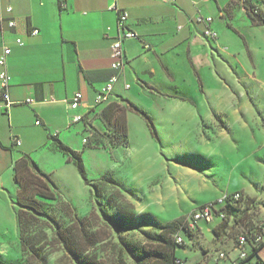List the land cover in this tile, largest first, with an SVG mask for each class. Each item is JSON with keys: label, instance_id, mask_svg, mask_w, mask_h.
Returning a JSON list of instances; mask_svg holds the SVG:
<instances>
[{"label": "rangeland", "instance_id": "obj_1", "mask_svg": "<svg viewBox=\"0 0 264 264\" xmlns=\"http://www.w3.org/2000/svg\"><path fill=\"white\" fill-rule=\"evenodd\" d=\"M233 23L222 33L224 43L210 69L183 76L184 89L191 78L199 89L177 93L197 101L200 122L155 93L148 96L146 112L154 114L156 131L146 119L133 117L130 144L107 134L99 148H85L87 127L75 126L79 135L69 144L81 149L86 177L73 164L59 168L51 176L56 200L46 202L40 215L30 212L26 243L20 233L18 246L11 244L12 235H0V261L89 264L96 256L104 264H147L142 247L166 223L189 218L227 193L255 198V222L264 223V26L241 15ZM204 233L194 244L185 236L187 247L177 248L178 259L203 264L206 247L215 264L226 247ZM70 248L81 253L79 261Z\"/></svg>", "mask_w": 264, "mask_h": 264}, {"label": "crops", "instance_id": "obj_2", "mask_svg": "<svg viewBox=\"0 0 264 264\" xmlns=\"http://www.w3.org/2000/svg\"><path fill=\"white\" fill-rule=\"evenodd\" d=\"M9 7L13 8L9 17L19 21V28L0 31V55L5 45L12 48L8 72L10 100L14 103L7 109L0 102V235H12L11 244L16 246L19 213L26 210L20 200L41 199L36 196L37 186L33 183L39 178L56 195L51 176L59 168L63 170L73 164L59 152L55 139L81 154L80 148L69 144L79 135L77 125L71 126L75 114H85L88 123L106 134L108 127L102 121V112L113 104L111 121L126 123L130 144L131 118H144L134 107L146 112L148 96L154 98L157 93L173 100L181 112L186 111L187 118H195L199 123L203 116L197 101L177 94L196 87L197 81L191 78V85L184 89L183 76L193 77L201 69H210L216 60L215 52L224 43L222 33H226V27L235 26L237 15L251 22L243 0H0V15L8 17ZM120 11L128 13V24L139 39L124 42L127 63L124 72L111 102L96 107V96L114 75L110 48L119 35ZM199 15L213 17L211 28L219 36L216 41L207 39L205 25L194 21ZM35 28L40 34L30 35ZM19 37L23 46L15 43ZM77 93L84 95V105L73 111L68 102ZM29 99L33 100L31 104L26 103ZM149 116L155 125L154 114ZM100 138L101 144L107 139ZM25 162L26 168L22 166ZM50 163L57 164V168H49ZM17 177L31 178L26 190ZM203 224L192 234V244L201 241L207 229L216 242L226 247L217 250L226 251L227 258L223 263L216 258L214 263L234 264L238 258L236 234L226 233L228 228L220 222ZM202 251L203 264H210V249L202 247ZM263 252L264 247L247 264H264Z\"/></svg>", "mask_w": 264, "mask_h": 264}, {"label": "built area", "instance_id": "obj_3", "mask_svg": "<svg viewBox=\"0 0 264 264\" xmlns=\"http://www.w3.org/2000/svg\"><path fill=\"white\" fill-rule=\"evenodd\" d=\"M212 1V0H204ZM250 4L255 9V13L264 16V0H248ZM244 2V0H243ZM13 8L9 7L6 10L8 17L0 15V31H3L5 28L8 29H17L19 28V21L9 16L12 15ZM129 15L127 12L120 11V17L118 21V30L119 35L117 39L112 43L110 48V56L113 60L112 69L114 75L106 84L101 92L98 93L95 99L96 107L111 102V97L114 93L115 86L118 83L124 69L126 67V56L124 50V42L127 40L139 39V35L133 31L128 24ZM194 21L197 24H204L205 31L204 35L211 39L217 40L218 33L211 28L212 23L214 22L213 17H204L199 15L194 18ZM40 30L35 28L31 31L30 35L38 36ZM15 43L18 46H23L24 41L22 38H17ZM12 54V48L8 45H5L3 51L0 55V102L5 104V107L9 109L14 103L10 100L9 87H10V75L8 72V59ZM129 88V86H127ZM32 99L27 100V104H31ZM69 108L73 111H79L84 105V95L82 93H77L69 102ZM84 123L87 127L86 131L89 132V135L83 139V143L87 147L99 148L101 144L100 137L107 136L110 134L106 130L105 133H98L96 128L86 121L85 114H75L72 118L71 126ZM38 125H41V122H37ZM94 137L98 138V142H93ZM97 143V144H96ZM17 144L21 145V141L17 140ZM251 197H248L242 192L227 193L218 203L206 204L200 207L198 210L194 211L189 218H185L184 222V231L190 234H194L199 231L201 223L214 224L216 222L226 221L228 216V210L233 208H238L240 210H245L248 207L249 200ZM218 206V207H217ZM182 233V232H181ZM181 233L175 235V240L179 245H185L186 239ZM253 248L264 247V223L255 224L251 231H242L238 232L236 235L235 249L238 253V258L235 264H240L249 259L252 254ZM261 248V249H262ZM227 258L226 252H221L218 255V260H224ZM177 264H184L182 260H178Z\"/></svg>", "mask_w": 264, "mask_h": 264}, {"label": "trees", "instance_id": "obj_4", "mask_svg": "<svg viewBox=\"0 0 264 264\" xmlns=\"http://www.w3.org/2000/svg\"><path fill=\"white\" fill-rule=\"evenodd\" d=\"M244 6L252 24L255 26H264V16L255 13V9L248 0H244ZM114 107L115 106L113 104H110L102 112V121L108 127L107 131L110 132L109 137L112 141L115 140V141H119L121 144L123 143L128 144L129 140H128V131H127L126 123L119 122L118 120L115 123H112L111 121L110 115H112L111 112L113 113ZM134 109L147 120L149 126L151 127V130L156 131L155 125L151 117L143 109H140L138 107H134ZM115 110H119V108ZM97 132L99 133V130H97ZM92 141L98 142V138L94 137ZM55 144L59 152L67 156L68 161L73 163V165L78 169L79 173L83 177H86V169L81 154L72 150L70 147L66 146L59 139H55ZM88 148L94 149L95 147L91 146ZM22 166L26 168L27 167L26 162L23 163ZM33 167L37 171H39V168L35 163H33ZM17 182L19 183V185L23 187V189L26 190V186L28 184L27 182L30 183L31 178L25 177L22 179L20 177L19 178L17 177ZM33 183L35 186H37L36 196L40 197L41 199L30 197L25 200H20L21 206L26 209V210H21L19 213L20 238L23 244L26 243L27 234L29 233V228L31 226L30 223L31 219L29 215L31 214L30 212H34L35 214L40 215L42 214L43 211L42 206L46 204V202L43 200H52V201L56 200L55 195L49 191V189L45 186V184L41 182L40 178L38 182L34 181ZM255 209H256V200L250 198L248 207L245 210H240L238 208H233L228 210L229 218L226 221L221 222V224L222 226H224L225 229L229 228L230 224H232V228L230 229L231 231L229 232H233L236 235L238 234V232L251 231L256 224L254 219L255 218L254 214H256ZM184 222H185V218H179L176 219L175 221L166 223L161 229L159 235L155 238H152L150 244H146L142 247V252L144 254L143 256L145 257V261L147 264H177V261L179 260L176 255L177 248L185 247L186 244L179 245L175 240V235L177 233L182 232L181 234L183 236H187L190 239L192 237V234L184 231L185 230ZM226 233H228V229ZM63 240L65 239L63 238ZM65 242L69 243L68 241ZM261 248L262 247H260L259 249L252 247V254L249 257V259L240 264H247L252 258L257 256ZM69 250L79 261L81 253L75 249L73 250L72 248H70ZM96 258L97 257L95 256L94 259H91L92 261L89 262V264H104L102 261H97ZM182 262L185 264L183 260ZM0 264H8V263L0 261Z\"/></svg>", "mask_w": 264, "mask_h": 264}]
</instances>
